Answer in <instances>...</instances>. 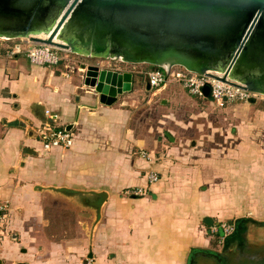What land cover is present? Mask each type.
Returning a JSON list of instances; mask_svg holds the SVG:
<instances>
[{"label":"crops","instance_id":"obj_1","mask_svg":"<svg viewBox=\"0 0 264 264\" xmlns=\"http://www.w3.org/2000/svg\"><path fill=\"white\" fill-rule=\"evenodd\" d=\"M81 64L0 50V264H218L207 256L225 247L220 225L237 220L231 250L248 247L230 264H264V101L220 108L137 75L106 104ZM47 113L74 134L69 150L43 148Z\"/></svg>","mask_w":264,"mask_h":264},{"label":"water","instance_id":"obj_2","mask_svg":"<svg viewBox=\"0 0 264 264\" xmlns=\"http://www.w3.org/2000/svg\"><path fill=\"white\" fill-rule=\"evenodd\" d=\"M0 40H28L91 62L146 65L167 79L181 68L264 97V0H0ZM80 69L85 87L110 95L106 104L137 79L97 64ZM243 222L234 223L224 249ZM223 250L209 257L225 264Z\"/></svg>","mask_w":264,"mask_h":264},{"label":"built area","instance_id":"obj_3","mask_svg":"<svg viewBox=\"0 0 264 264\" xmlns=\"http://www.w3.org/2000/svg\"><path fill=\"white\" fill-rule=\"evenodd\" d=\"M0 50H5L9 56H25L31 64L46 68L59 67L68 55L67 52L62 50L45 45H35L28 40L12 42L0 40ZM124 68L127 69L124 70V72H130L139 76L143 75L148 79L150 86L156 89L164 87L170 82H176L181 84L190 94L203 98L204 89L209 87L210 97L213 103L220 108L231 103L264 101V97L250 93L242 86L235 87L209 76H199L186 72L181 68L174 69L168 79L166 74L159 69H151L142 72L138 71L134 66H124ZM116 72L118 71L116 70ZM219 77L221 78V76ZM46 115L48 116L49 121L42 126L35 128L36 135L42 143L43 148L46 151H50L54 148L69 150L73 145L74 134L60 129L57 126L59 116L50 113H47ZM141 155L146 156L144 153H141ZM147 177L150 183L158 181V176L155 173H150ZM124 194L144 197L147 196V191L139 188L126 190ZM5 211L6 208L0 207V236L3 234L1 224L6 219ZM220 229L223 232L221 239L224 241L225 237L233 233L234 224L223 223L220 225ZM216 233H219V229H216ZM87 264H93V261L88 260Z\"/></svg>","mask_w":264,"mask_h":264},{"label":"flooded vegetation","instance_id":"obj_4","mask_svg":"<svg viewBox=\"0 0 264 264\" xmlns=\"http://www.w3.org/2000/svg\"><path fill=\"white\" fill-rule=\"evenodd\" d=\"M240 237H241V235L237 238V240L239 239L240 240ZM235 240V239H234ZM233 240V241H234ZM236 240V241H237ZM233 241H231L230 243H229V246L228 247H226L225 248V250H224V253H223V257L225 258V264H230V262L231 263H233L234 262V259H235V256L239 253V252H244V248H247L248 246H247V244H245L244 242H240L239 241V243H236L237 244V246H238V249H237V247H236V249L235 250H237L238 252H235V250H231V246H232V242ZM235 241V242H236ZM247 246V247H246ZM234 253H235V255H234ZM234 255V256H233ZM207 257H209V256H207ZM210 258V257H209ZM232 258H233V260H232ZM212 260H214V261H216L215 259H213L212 258ZM218 264H223V263H221V262H218V261H216ZM235 264V263H234Z\"/></svg>","mask_w":264,"mask_h":264},{"label":"rangeland","instance_id":"obj_5","mask_svg":"<svg viewBox=\"0 0 264 264\" xmlns=\"http://www.w3.org/2000/svg\"><path fill=\"white\" fill-rule=\"evenodd\" d=\"M71 55V54H70ZM71 56H73L74 58H76V60H80L81 62L83 61V62H85V64H92L93 62L95 63V61H93V62H91L90 60H85V59H83V58H80V57H78V56H75V55H71ZM102 65L103 66H110V67H113V68H122L123 69V65H120L119 63H114V62H107V61H105V62H103L102 63ZM126 68H130V67H126ZM133 68V67H132ZM134 68H137V70L138 71H142V72H146L147 70H151V68L150 67H148V66H146V65H141V66H134ZM139 76V75H138ZM141 76H143V75H141ZM219 244H220V246H222L221 245V241H219Z\"/></svg>","mask_w":264,"mask_h":264},{"label":"trees","instance_id":"obj_6","mask_svg":"<svg viewBox=\"0 0 264 264\" xmlns=\"http://www.w3.org/2000/svg\"><path fill=\"white\" fill-rule=\"evenodd\" d=\"M151 69H156V68H151Z\"/></svg>","mask_w":264,"mask_h":264},{"label":"bare ground","instance_id":"obj_7","mask_svg":"<svg viewBox=\"0 0 264 264\" xmlns=\"http://www.w3.org/2000/svg\"><path fill=\"white\" fill-rule=\"evenodd\" d=\"M108 95V94H107ZM108 98V97H107Z\"/></svg>","mask_w":264,"mask_h":264}]
</instances>
